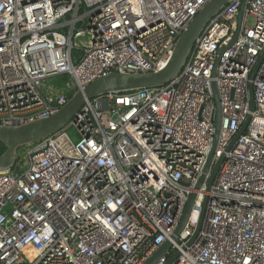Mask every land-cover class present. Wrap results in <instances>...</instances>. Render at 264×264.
Returning <instances> with one entry per match:
<instances>
[{
	"label": "built area",
	"instance_id": "1",
	"mask_svg": "<svg viewBox=\"0 0 264 264\" xmlns=\"http://www.w3.org/2000/svg\"><path fill=\"white\" fill-rule=\"evenodd\" d=\"M208 1L0 0V124L47 116L103 74L162 68ZM242 2L208 21L174 79L86 100L61 130L0 167V264H143L167 240L154 264L175 252L172 264H264V58L253 110L248 100L264 0H245L238 24ZM58 75L69 78L47 83ZM211 81L220 106L213 162L224 157L210 189L209 172L196 189L214 140Z\"/></svg>",
	"mask_w": 264,
	"mask_h": 264
},
{
	"label": "water",
	"instance_id": "2",
	"mask_svg": "<svg viewBox=\"0 0 264 264\" xmlns=\"http://www.w3.org/2000/svg\"><path fill=\"white\" fill-rule=\"evenodd\" d=\"M228 1L229 0H209L198 11V13L190 20L187 26L181 31L180 35L177 37L173 51L167 63L162 68L155 71L146 72H110L107 74H103L91 81L90 83L86 84L81 90L74 91L71 96H69L65 104H63L55 112L47 116L34 118L19 123L0 124V143H2L5 147L4 152L0 154V167L13 166L15 161L19 157V150L21 148H24L61 130L68 123V121L73 119L76 114L82 109V106L86 100L107 92H124L127 90L138 88L157 87L166 84L172 79H174L181 71L189 54L193 50V46L197 37L200 35L205 25L225 6ZM244 8L245 0H243L242 5L239 9L238 24L240 23ZM236 35L237 33L235 32L228 44L219 48L218 55H220L225 48L229 47L234 42ZM263 58L264 49L261 52L254 68L252 69L249 75L248 100L250 110H253L254 108L252 80L255 75L256 69L258 68ZM218 59L219 56L216 59V64L218 62ZM212 75H215V69L213 70ZM211 86L216 106L214 140L203 170V174L198 178L194 186V188L196 189L202 183L204 175L207 172H209V176L206 182V189H210L224 157V155H221L213 162V155L220 129V106L214 81H211ZM248 119L249 116L247 117L243 125L239 128L238 132L234 135L232 141L227 146L226 150H228L232 146L234 141L244 131ZM194 197L195 192H192L187 199L184 212L174 230L172 239H175V237L183 228L187 220ZM205 202L206 198L202 202V207L198 216L197 226L192 239L197 235L200 229V225L202 223L203 216L205 213ZM169 244L170 242L168 240L163 242L145 260L143 264H154L155 261L166 252L169 247ZM177 255L178 252H175L171 256V258H169L166 264H172L174 261H176Z\"/></svg>",
	"mask_w": 264,
	"mask_h": 264
},
{
	"label": "rangeland",
	"instance_id": "3",
	"mask_svg": "<svg viewBox=\"0 0 264 264\" xmlns=\"http://www.w3.org/2000/svg\"><path fill=\"white\" fill-rule=\"evenodd\" d=\"M253 22V18L252 17H248L247 18V23L249 25H251ZM75 42H79V39H75ZM69 77L67 75H58V76H54L51 77L47 80V83H49L52 87H57V85L63 84L65 82V80H67ZM73 137V136H72ZM28 147H24L21 148L19 150V156L21 159L24 158L25 152L27 151Z\"/></svg>",
	"mask_w": 264,
	"mask_h": 264
},
{
	"label": "trees",
	"instance_id": "4",
	"mask_svg": "<svg viewBox=\"0 0 264 264\" xmlns=\"http://www.w3.org/2000/svg\"><path fill=\"white\" fill-rule=\"evenodd\" d=\"M72 92H69L68 95L71 96ZM5 150V147L2 143H0V154H2Z\"/></svg>",
	"mask_w": 264,
	"mask_h": 264
}]
</instances>
